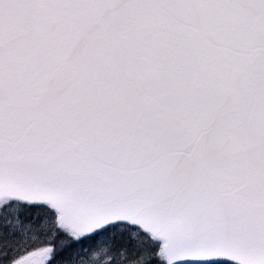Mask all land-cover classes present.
<instances>
[{
	"label": "snow or ice",
	"instance_id": "snow-or-ice-1",
	"mask_svg": "<svg viewBox=\"0 0 264 264\" xmlns=\"http://www.w3.org/2000/svg\"><path fill=\"white\" fill-rule=\"evenodd\" d=\"M0 264H264V0H0Z\"/></svg>",
	"mask_w": 264,
	"mask_h": 264
}]
</instances>
